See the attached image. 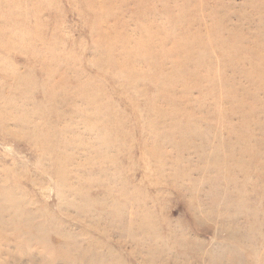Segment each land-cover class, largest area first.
Instances as JSON below:
<instances>
[{"label":"rangeland","instance_id":"1","mask_svg":"<svg viewBox=\"0 0 264 264\" xmlns=\"http://www.w3.org/2000/svg\"><path fill=\"white\" fill-rule=\"evenodd\" d=\"M0 193V264L264 254V0H0Z\"/></svg>","mask_w":264,"mask_h":264},{"label":"bare ground","instance_id":"2","mask_svg":"<svg viewBox=\"0 0 264 264\" xmlns=\"http://www.w3.org/2000/svg\"><path fill=\"white\" fill-rule=\"evenodd\" d=\"M259 61H260V58H257V62L260 64ZM149 144H150V142H149ZM101 172L104 173L103 171H101ZM157 173L160 175V177H161V175H163V172L160 169L158 170ZM108 176H112V175H108ZM110 180H112V179L105 177L104 182L110 181ZM8 199H10V198H8ZM5 200L6 199L3 197V194L0 193V225H5V222L6 223L8 222L10 225H12V223L10 221H4L3 216L5 214H8L10 218H12L11 216L13 215L12 205H8L6 207L1 205V202L5 201ZM8 202H10V201H8ZM32 216L33 215L31 214L30 217H26V218L30 219V218H32ZM114 219L119 220L120 217L114 216ZM112 220H113V218H112ZM147 223L134 219L133 224L130 223L129 225H132L131 226L132 228L137 227L139 229L144 230L145 228L143 226L147 225ZM47 228H48V226H46V224L42 223L38 227L37 226L36 227H26L24 230L26 233L31 234V240H30L31 244H33V245H37L39 243L43 244L44 247L48 250V252L46 254L54 262L55 261H57V262L61 261L62 262L63 260L67 261L69 257H73L77 261L84 262L85 260H88L89 258H91L94 255V253H96V251H97L98 247L96 245H94V246H86L85 245L84 246V244H82V242L80 243V239L78 237L73 236L72 234L71 235L63 234L65 236H69V241L67 243H62V241L58 239L59 240L58 243H54L53 245H51V244L47 245L45 242V237L48 234ZM150 230L152 232H155L156 228L153 227V228H150ZM0 235H2L1 231H0ZM0 247H6V248L12 247L13 248V246H11L8 243V241H6V240H2V244H0ZM14 248H16L15 245H14ZM91 251H92L93 255H92ZM1 253H2V250L0 248V254ZM259 255L260 256L255 257L252 261H251V259H246L245 264H264V254H259Z\"/></svg>","mask_w":264,"mask_h":264}]
</instances>
